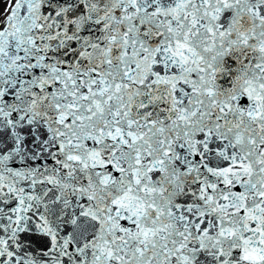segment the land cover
Here are the masks:
<instances>
[{
  "label": "snow or ice",
  "instance_id": "snow-or-ice-1",
  "mask_svg": "<svg viewBox=\"0 0 264 264\" xmlns=\"http://www.w3.org/2000/svg\"><path fill=\"white\" fill-rule=\"evenodd\" d=\"M0 5V264H264V0Z\"/></svg>",
  "mask_w": 264,
  "mask_h": 264
},
{
  "label": "rangeland",
  "instance_id": "rangeland-1",
  "mask_svg": "<svg viewBox=\"0 0 264 264\" xmlns=\"http://www.w3.org/2000/svg\"><path fill=\"white\" fill-rule=\"evenodd\" d=\"M2 10V5H0V11Z\"/></svg>",
  "mask_w": 264,
  "mask_h": 264
},
{
  "label": "bare ground",
  "instance_id": "bare-ground-1",
  "mask_svg": "<svg viewBox=\"0 0 264 264\" xmlns=\"http://www.w3.org/2000/svg\"><path fill=\"white\" fill-rule=\"evenodd\" d=\"M2 10H3V9H2ZM2 10H1V11H2Z\"/></svg>",
  "mask_w": 264,
  "mask_h": 264
}]
</instances>
